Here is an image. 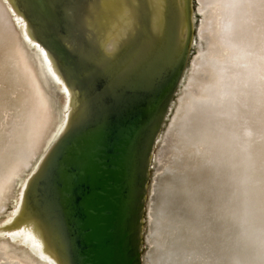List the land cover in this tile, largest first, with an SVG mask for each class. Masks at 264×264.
Segmentation results:
<instances>
[{
	"label": "bare ground",
	"instance_id": "6f19581e",
	"mask_svg": "<svg viewBox=\"0 0 264 264\" xmlns=\"http://www.w3.org/2000/svg\"><path fill=\"white\" fill-rule=\"evenodd\" d=\"M200 1L208 49L166 133L145 263L264 264V0ZM67 100L46 52L0 0V217L13 199L20 206L16 189L62 133ZM21 231H0V264H56Z\"/></svg>",
	"mask_w": 264,
	"mask_h": 264
},
{
	"label": "water",
	"instance_id": "95a60500",
	"mask_svg": "<svg viewBox=\"0 0 264 264\" xmlns=\"http://www.w3.org/2000/svg\"><path fill=\"white\" fill-rule=\"evenodd\" d=\"M7 1L68 109L1 233L29 229L56 264H146L153 162L191 66L193 0Z\"/></svg>",
	"mask_w": 264,
	"mask_h": 264
},
{
	"label": "rangeland",
	"instance_id": "374dc122",
	"mask_svg": "<svg viewBox=\"0 0 264 264\" xmlns=\"http://www.w3.org/2000/svg\"><path fill=\"white\" fill-rule=\"evenodd\" d=\"M193 9H194V21H195V39H194V47L192 50V60H191V66L189 67V71L187 72L185 79L183 81V86H181L178 95L175 98V101L173 103L171 113L169 115V118L167 120L166 126L163 131V136L160 138V142L157 146L156 149V157L153 162V169H152V178H153V185L155 183V179L158 176V172H160V166H161V161H162V153L164 152V148L167 145L166 140H167V135L166 133L170 131L172 128V123L174 122V119L177 117V111L180 107V99H182L187 92H189L190 89V83H189V77L193 75V67H192V62L199 57H203L207 53L208 49V43H209V38L206 36V34L202 33V28L205 25L206 20L208 19L209 15L206 11L202 10V5L200 0H193ZM187 79V80H186ZM166 135V136H165ZM21 187L16 189V197L20 194ZM16 199H13L12 204L9 205V209L6 212V214L2 215L0 217V225L8 219V216L13 212L16 206ZM150 221H148L145 224V243H144V251L143 254L145 257L150 253L151 251V244L147 242V238L150 236L151 238V233H150Z\"/></svg>",
	"mask_w": 264,
	"mask_h": 264
}]
</instances>
